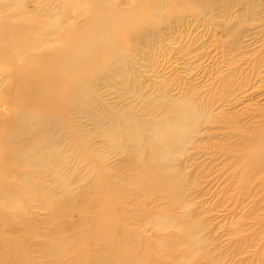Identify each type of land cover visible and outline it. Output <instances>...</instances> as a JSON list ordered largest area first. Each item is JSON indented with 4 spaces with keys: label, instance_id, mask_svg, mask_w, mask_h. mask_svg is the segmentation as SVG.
<instances>
[{
    "label": "rangeland",
    "instance_id": "obj_1",
    "mask_svg": "<svg viewBox=\"0 0 264 264\" xmlns=\"http://www.w3.org/2000/svg\"><path fill=\"white\" fill-rule=\"evenodd\" d=\"M223 3H226V12L221 9ZM223 3L216 9H220L216 17L206 11L200 18L189 11L186 0H111L108 3L110 10L137 11L145 7L148 12L159 11L160 16L157 19L158 15H153L155 26L146 40L126 43L125 60L96 75L94 109L90 113L71 114V126L63 122L61 135L47 138L58 142V172L72 179L73 207L81 203L80 215L76 210L67 219L56 215L61 189L56 188L52 176L44 174L45 177L39 178L34 173L35 182L45 188L37 197L21 201L15 197L9 203L1 200L0 194V240L4 243L0 247L3 249L0 264H14L5 255L10 253V247L12 252V246L22 251L27 261L48 264L50 256L44 244L51 233L60 232V240L66 244L83 235L90 223L73 222L80 216L84 220L98 214L87 207L96 198L93 191L99 172H105L110 186L120 187L119 200L127 209L125 213L140 216L135 218L138 221L129 218L127 227L140 234L141 241L155 252L160 249L159 241L172 240L178 231L177 227L157 226L155 221L166 223L173 219L179 224L192 218L200 225L203 247L216 264H264V171L251 174L250 180L243 183L240 177L244 171L234 162V154L240 155L248 149L241 135L264 125V0L256 4L250 0ZM27 10L34 18V28L30 31L34 37L42 29L54 27L56 22L68 29L87 20L85 15L78 18L75 14L67 15L70 9L61 0H43L42 5L35 4ZM22 15L8 23L14 25ZM44 38L51 40L39 49L44 54L49 52L46 50H57L67 40L65 31ZM8 86L5 75L0 74V98ZM171 98L190 100L207 116L200 118L197 131L189 134L171 161V166L179 170V180L185 182L182 206L170 204L160 192L145 197L136 195L134 176H142V169L148 164L146 135L144 161L140 159V162L131 159L133 142L126 138V133L121 134L125 139L123 149H116L109 147L102 131L113 129L117 119L130 115L140 121L164 119L159 106ZM12 114L9 100H0L1 120ZM172 117L173 114L167 116ZM98 118L101 123H96ZM223 118L230 123H225ZM72 129L80 133V141L74 140ZM49 146L45 153L50 155L55 146L52 142ZM20 173L21 170L13 175L18 177ZM13 175L9 174L2 191L16 195L21 186ZM49 190H52L50 197H43ZM183 255L184 248H181L171 260L179 264ZM205 262L197 254L189 264Z\"/></svg>",
    "mask_w": 264,
    "mask_h": 264
},
{
    "label": "bare ground",
    "instance_id": "obj_2",
    "mask_svg": "<svg viewBox=\"0 0 264 264\" xmlns=\"http://www.w3.org/2000/svg\"><path fill=\"white\" fill-rule=\"evenodd\" d=\"M42 1L0 0V74H4L10 84L0 100L8 99L13 112L8 120H1L0 117V194L1 200L9 203H13L15 197L17 201L22 198L32 200L45 189L35 182L33 174L38 173L39 178L50 175L62 193L56 215L67 219L74 210L80 215L82 205L79 202L73 207L72 179L58 172L60 147L58 142L47 138L60 136L63 122L71 126V114L90 113L94 109L93 80L96 75L115 68L117 62L126 59V43L146 40L150 36V29L155 26L153 15H158L159 11L148 12L145 7L137 11L110 10L108 3L111 0H61L70 9L67 15L75 14L76 18L85 15L87 20L68 29L61 22H56L54 27L42 29L38 38L31 33L34 18L27 9L35 4L42 5ZM226 1L186 0L189 11L199 18L206 11L216 17L220 10L216 9ZM250 1L256 4L262 0ZM224 4L221 9L226 12ZM82 5L85 7L81 8ZM24 12L25 16L22 15ZM18 15L22 16L17 23H8ZM64 31L67 40L60 48L40 53L39 49L46 46L44 42H51L44 36ZM159 109L164 119L140 121L130 115L117 119L113 129L102 131L108 138L109 147L116 149H123L125 139L121 134L126 133V138L133 142L131 159L135 161H144L143 138L146 135L144 143L148 148L145 159L148 164L142 166V176H134L132 184L136 186L133 188L136 195L145 197L149 193L160 192L170 204L182 206L185 182L179 180V170L171 166V161L183 148L189 134L197 131L200 118L207 116L200 106L187 99H168ZM169 114H173L171 119L167 118ZM223 121L230 123L225 118ZM96 123H101V120L96 119ZM72 134L75 141L81 140L77 130L72 129ZM241 137L248 144V149L240 155L234 154V162L243 169L240 180L245 183L250 180L251 174L264 171V125L258 130L245 132ZM51 142L55 150L49 155L45 150L50 149ZM38 153L41 155L33 158ZM20 170L18 177L13 175ZM102 173H96L99 178L93 191L96 198L87 207V210L95 209L98 214L93 219L87 217L83 220L80 216L73 222L76 225L83 221L90 224L86 232L78 235L72 243L62 242L60 232L51 233L44 244L50 256L48 264H178L171 260V256L181 248H184V255L180 263L189 264L195 255L200 254L206 261L204 264H216L203 247L199 236L200 225L192 218L179 224L173 219H168L166 223L158 219L155 221L157 226L177 227L178 231L172 240L159 241L157 252L145 245L140 234L127 227L129 218L138 221L135 218L140 216L125 213L127 209L119 200L120 187L110 186L107 175ZM9 174L13 175L16 183H20L21 190L16 195L2 191ZM51 194L52 190L46 191L43 197H50ZM3 246L0 240V247ZM10 249V253L4 254L9 255L14 264H36L27 261L16 247L12 246L13 253ZM69 258L71 261H68Z\"/></svg>",
    "mask_w": 264,
    "mask_h": 264
}]
</instances>
